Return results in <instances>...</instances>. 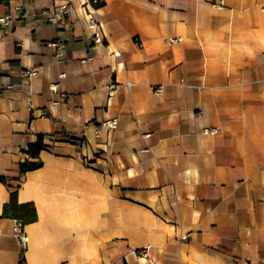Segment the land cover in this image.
I'll use <instances>...</instances> for the list:
<instances>
[{"label": "crops", "instance_id": "0c3cea01", "mask_svg": "<svg viewBox=\"0 0 264 264\" xmlns=\"http://www.w3.org/2000/svg\"><path fill=\"white\" fill-rule=\"evenodd\" d=\"M209 1L104 0L102 44L83 0L0 4V215L37 213L24 250L0 218V264H264V0Z\"/></svg>", "mask_w": 264, "mask_h": 264}, {"label": "built area", "instance_id": "2783aa9c", "mask_svg": "<svg viewBox=\"0 0 264 264\" xmlns=\"http://www.w3.org/2000/svg\"><path fill=\"white\" fill-rule=\"evenodd\" d=\"M210 5L217 9V10H222L225 8V2L224 0H210L209 1ZM104 4V0H83L82 7L86 11V21H87V26L88 29L91 31V37L93 39V42L96 44H102L103 43V33L101 30V24L97 19V11L99 8H101ZM69 11H70V5L67 3H61L55 6V8L52 9L50 14L46 15L43 18V21L48 24H57L59 21H63L69 16ZM27 15V12H23L21 16L25 18ZM11 21V16L10 15H4L0 17V28L4 26H8ZM179 38H170L166 40L167 44H174L179 42ZM48 46L54 51V59L55 60H60L61 58L64 57V45L62 41L60 40H53L48 43ZM31 72H25L24 76L26 75H31ZM131 84L126 83L125 86L129 87ZM162 86H153V92L155 94H159L161 92ZM51 90H55V86H51ZM56 104L57 102H53ZM32 106H30V110H32ZM100 127L106 128L107 130H113L117 126V121L115 119L111 120H105L99 124ZM218 132V129L216 127H209V128H204L203 133L205 134H216ZM94 135L95 137H98V129L95 128L94 130ZM14 236L19 243L20 247L22 250L26 249L27 243H28V238L27 235L25 234L23 230V226L21 224L16 223L15 225V230H14ZM182 241H186L187 238L186 236L181 237ZM149 246H145L139 249H136L134 252L135 254L142 259H148L149 258Z\"/></svg>", "mask_w": 264, "mask_h": 264}, {"label": "trees", "instance_id": "16d2710c", "mask_svg": "<svg viewBox=\"0 0 264 264\" xmlns=\"http://www.w3.org/2000/svg\"><path fill=\"white\" fill-rule=\"evenodd\" d=\"M11 0H0V4H8ZM42 149L41 138L39 137L35 144H32L27 149V154L35 161H26L22 165H20L19 169L21 173H25L27 171L35 170L40 168L42 163L39 160V152ZM1 181L4 182L2 178ZM0 218L3 219H11L16 223L21 224V226H26L28 224L34 223L37 220V213L35 206L32 203H23L20 204L17 201L16 191H13L9 194V199L7 203H5L2 207V212ZM19 264H22L20 262Z\"/></svg>", "mask_w": 264, "mask_h": 264}]
</instances>
